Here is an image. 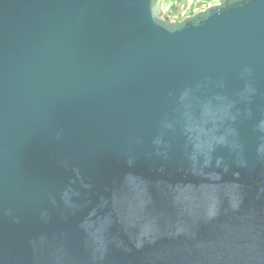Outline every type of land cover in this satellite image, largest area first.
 Here are the masks:
<instances>
[{
    "label": "water",
    "instance_id": "obj_1",
    "mask_svg": "<svg viewBox=\"0 0 264 264\" xmlns=\"http://www.w3.org/2000/svg\"><path fill=\"white\" fill-rule=\"evenodd\" d=\"M0 0V264H264V0Z\"/></svg>",
    "mask_w": 264,
    "mask_h": 264
},
{
    "label": "crops",
    "instance_id": "obj_2",
    "mask_svg": "<svg viewBox=\"0 0 264 264\" xmlns=\"http://www.w3.org/2000/svg\"><path fill=\"white\" fill-rule=\"evenodd\" d=\"M204 0H162V12L171 17H176L184 6H190L191 11H199Z\"/></svg>",
    "mask_w": 264,
    "mask_h": 264
},
{
    "label": "built area",
    "instance_id": "obj_3",
    "mask_svg": "<svg viewBox=\"0 0 264 264\" xmlns=\"http://www.w3.org/2000/svg\"><path fill=\"white\" fill-rule=\"evenodd\" d=\"M223 0H204L203 1V4H202V8L201 9H204V8H207V7H210V6H213L215 4H219L220 2H222ZM161 7H162V4H161ZM164 16L172 19V20H177L176 18L177 17H171L169 16L168 14H165L164 12H162ZM190 13V6H184L182 8V11H181V15H180V18H184L186 16H188Z\"/></svg>",
    "mask_w": 264,
    "mask_h": 264
},
{
    "label": "trees",
    "instance_id": "obj_4",
    "mask_svg": "<svg viewBox=\"0 0 264 264\" xmlns=\"http://www.w3.org/2000/svg\"><path fill=\"white\" fill-rule=\"evenodd\" d=\"M180 15H181V12H180L178 15H176V17H177L176 19H177V20H180V19H181V18H180Z\"/></svg>",
    "mask_w": 264,
    "mask_h": 264
},
{
    "label": "rangeland",
    "instance_id": "obj_5",
    "mask_svg": "<svg viewBox=\"0 0 264 264\" xmlns=\"http://www.w3.org/2000/svg\"><path fill=\"white\" fill-rule=\"evenodd\" d=\"M195 11H196V10H195ZM195 11H191V12L189 13V15L195 13Z\"/></svg>",
    "mask_w": 264,
    "mask_h": 264
}]
</instances>
